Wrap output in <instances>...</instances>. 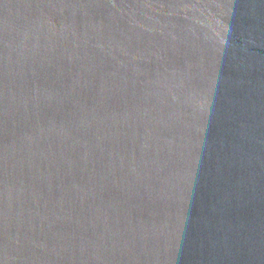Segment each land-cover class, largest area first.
I'll return each mask as SVG.
<instances>
[{
	"label": "water",
	"instance_id": "water-1",
	"mask_svg": "<svg viewBox=\"0 0 264 264\" xmlns=\"http://www.w3.org/2000/svg\"><path fill=\"white\" fill-rule=\"evenodd\" d=\"M0 264H264V0H0Z\"/></svg>",
	"mask_w": 264,
	"mask_h": 264
}]
</instances>
